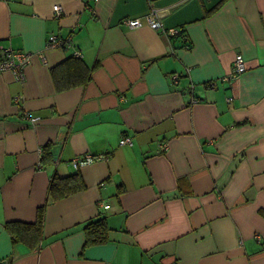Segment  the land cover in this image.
Segmentation results:
<instances>
[{
	"label": "crops",
	"instance_id": "crops-1",
	"mask_svg": "<svg viewBox=\"0 0 264 264\" xmlns=\"http://www.w3.org/2000/svg\"><path fill=\"white\" fill-rule=\"evenodd\" d=\"M2 47L31 55L21 80L0 71V264H264V0H0ZM75 51L90 79L57 89ZM43 205L38 242L13 239Z\"/></svg>",
	"mask_w": 264,
	"mask_h": 264
},
{
	"label": "trees",
	"instance_id": "trees-1",
	"mask_svg": "<svg viewBox=\"0 0 264 264\" xmlns=\"http://www.w3.org/2000/svg\"><path fill=\"white\" fill-rule=\"evenodd\" d=\"M221 2L215 5L213 9L218 7ZM79 57L75 55L67 57L60 64L50 68L57 89H66L73 85L84 84L90 79V68ZM83 186V181L77 172L65 176L55 175L49 180L47 194L54 199L72 193ZM43 212L44 205L37 208L33 222L10 221L5 223V227L12 234L13 239L28 241L33 246L40 237ZM260 212L264 216V211L261 210ZM83 231L85 236L84 245L105 241L107 232L105 217L99 215L87 220L83 224Z\"/></svg>",
	"mask_w": 264,
	"mask_h": 264
},
{
	"label": "built area",
	"instance_id": "built-area-1",
	"mask_svg": "<svg viewBox=\"0 0 264 264\" xmlns=\"http://www.w3.org/2000/svg\"><path fill=\"white\" fill-rule=\"evenodd\" d=\"M53 12L55 16L60 14V6L58 4L53 5ZM146 22L153 28L157 29L162 26L160 20L156 17L155 12L152 10L144 16ZM124 23L128 27H136L141 24V17L136 16L132 18H125ZM167 33L169 35H175L179 31L177 27L168 28ZM63 45V40L59 38L57 34L51 33L47 36L45 41V47L54 48L61 47ZM31 53L24 50H15L10 47H2L0 50V71L5 69H10L13 71L15 77L19 80L23 78V68L25 64L29 61ZM75 56H80L79 51L74 52ZM245 70L244 59L240 53L235 54L233 59L232 75L236 76ZM38 119L37 116H30L29 120L35 122ZM120 144L131 143V139L128 136H124L119 140ZM97 158L102 156L98 155ZM95 156L86 154L82 156H76L71 159L73 166H78L83 163L90 162L94 160Z\"/></svg>",
	"mask_w": 264,
	"mask_h": 264
}]
</instances>
